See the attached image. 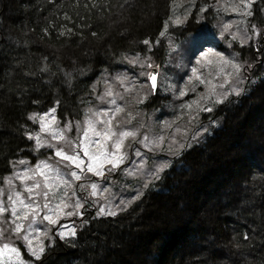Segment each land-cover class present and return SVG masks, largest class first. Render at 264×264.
I'll return each instance as SVG.
<instances>
[{
  "label": "trees",
  "instance_id": "1",
  "mask_svg": "<svg viewBox=\"0 0 264 264\" xmlns=\"http://www.w3.org/2000/svg\"><path fill=\"white\" fill-rule=\"evenodd\" d=\"M179 1L0 0V186L20 159L47 158L28 138L33 113L57 108L62 125L82 121L89 100L103 91L101 79L133 58L163 67L171 58L170 70L187 82L211 45L236 55L245 79L240 96L200 111L199 123L211 116L217 124L170 157L127 211L98 218L90 195L78 189L87 201L83 216L67 220L76 237L48 241L35 264H264V0L253 3L250 40L238 52L237 39L214 31L211 10L196 32L175 26ZM166 28L180 44L174 54L163 40ZM238 204L233 222L225 209Z\"/></svg>",
  "mask_w": 264,
  "mask_h": 264
},
{
  "label": "rangeland",
  "instance_id": "2",
  "mask_svg": "<svg viewBox=\"0 0 264 264\" xmlns=\"http://www.w3.org/2000/svg\"><path fill=\"white\" fill-rule=\"evenodd\" d=\"M255 1L197 0L196 3H193V0H180L174 5L172 23L175 26H183V32L190 34L203 27L201 14L211 10V17L213 19L216 18L213 22L214 31L219 36L227 34L231 38L237 39L238 43L234 49L238 52L250 40L247 18ZM185 21L187 22L184 24L183 22ZM176 33V31H173L172 34L175 35ZM163 40L167 44L170 53L174 54L179 50L180 44L176 41V37L171 35L169 28H166L164 32ZM208 48H213V46L208 45ZM213 49L215 50V48ZM221 54L224 59L230 60L239 66L240 61L237 60L236 55L227 57L223 53ZM209 60L212 63H209ZM175 65L171 58L168 59L165 67L161 66L158 60L155 61L152 58L144 60L133 58L129 68L116 71L113 75L109 74L101 79L100 83L103 91L99 92L96 100H89V106L86 113H84L83 120L80 122L70 121V123L67 122L62 125L57 115V108H51L47 112L33 113L30 116L32 124L36 126L29 133L33 137V139H30L32 141V150L36 155L44 151L45 156L47 154V158L31 155V158L20 159L14 164L13 171L4 179L3 184L0 186L4 206L9 209L8 212L0 214V231L3 233L0 235V247L3 244H9L10 247L16 246L19 248L22 255L19 258L13 255L14 264H16L18 259L23 264H35L38 261L30 257V253L23 243L24 235H29L34 247L38 248L43 245L44 249H46L48 241L54 243L56 236L60 238L57 235L58 233L64 234V238H60L61 240L76 237L77 227L75 223L67 220H70L71 217H80V215H66L61 212L53 216L57 223L51 224L42 219L47 210L41 212L35 218L32 230H27L28 223L26 221H16V223H23L26 230L17 234L11 222V206L8 204L7 196L10 192L14 194L18 191L21 193V198L28 202V193L25 188L33 182L31 180L22 182L17 178L16 174L22 173L26 169H35L36 165L40 164L41 161L51 164L62 173L79 172L68 161L62 160L60 157L55 156L54 153L56 149H63L68 155L81 151L76 145L79 144L80 137L87 127L86 121L92 113H104L107 110L102 118L104 120L111 118L116 131L132 130L137 132L136 139L128 138L124 141L122 151L126 158L118 170L109 172L108 169L111 168V165L105 164L104 177H98L93 173L87 172L85 167L83 179L79 181L73 180L71 186L66 189L62 188L61 192L67 191L66 202L69 204L74 203L77 197L82 201L77 190H80V185H84V191L90 195L94 206L97 207L96 216L98 218L109 217V215L98 214L99 207L103 206L106 212L114 211L117 215L127 211L134 202L141 199L147 186L158 179L170 167L172 161V159L169 160L170 157L177 155L180 151H184L192 139L198 138L209 131V124L214 126L217 124L215 119H211V116L208 118L207 123H199L201 118L200 111L205 108H211V111L206 112H212L215 110L214 104L217 103V100H223V103H225L231 97L237 96L235 95L236 90H241L242 94L244 89L245 79L241 74L240 68L237 71L231 64H223L218 57L210 56L202 64L193 65L192 75H187L186 77L188 78L187 82H185V79L178 82L177 76L170 70V67ZM154 68L159 69L158 88L155 94L149 82V74ZM181 92H184L185 95H181ZM150 96L154 100L148 107V101L151 100ZM175 98L184 101L181 103ZM112 101H115V103L113 104ZM189 105L191 107H188ZM117 107L121 111L116 112L115 109ZM91 118L96 119L95 116H91ZM69 126L71 131L68 130ZM102 127V125H97V128ZM53 134L58 135L53 138ZM144 136L149 137L151 151L140 143ZM36 137H39L40 143L44 147H37ZM161 137H163L162 147H157L151 143L152 141H159ZM225 142L227 143L226 139L224 143L219 142L218 146L220 145L221 147L222 144H226ZM49 143L53 144L55 148H48L47 145ZM181 145L184 147L181 148ZM137 148H139L141 153L139 156L136 155ZM211 149H213V146H211ZM108 150L113 151L111 141L108 142ZM229 151L231 152L232 150ZM183 157H188V155L186 154ZM81 159L87 165V157L83 156L82 151ZM20 161L25 163L21 164ZM162 164L169 166L164 171L159 172L158 176L155 175L156 168ZM191 166H194V164L192 163ZM44 170L48 171V169ZM115 173L118 175H112ZM36 179L43 185L44 177L37 176ZM9 181L12 182L11 185L8 183ZM93 183L97 185L95 192L91 188ZM152 196L147 199L150 201ZM40 202L41 204L43 203V197H40ZM57 202V200H53L50 207H54ZM238 202L242 204L243 201L238 200ZM239 204L230 205L225 209L224 215L231 218L233 222L238 218L231 216V211L237 209ZM18 207L22 206L18 205ZM73 210V208H67L65 212ZM79 211L82 212V209ZM145 212L146 210L143 211L142 215H146ZM29 219L31 220L32 217L30 216ZM73 228L76 232L74 237L70 235ZM36 229H39V231H36ZM213 243L218 245L215 240ZM21 246L25 249L27 257ZM220 248L221 253H224L225 246H220Z\"/></svg>",
  "mask_w": 264,
  "mask_h": 264
},
{
  "label": "snow or ice",
  "instance_id": "3",
  "mask_svg": "<svg viewBox=\"0 0 264 264\" xmlns=\"http://www.w3.org/2000/svg\"><path fill=\"white\" fill-rule=\"evenodd\" d=\"M251 14V13H249ZM95 35V33H93ZM223 35V33H221ZM147 43V41H145ZM201 58L207 60L210 56L218 57L223 64H231L234 68L239 71V66L233 63L230 60L224 59L221 53L216 52L213 48H208L206 51H201ZM212 63L211 60L208 61ZM197 63H200L198 60ZM151 67V65H149ZM149 79L151 81V88L157 89V75L155 73L149 74ZM181 95H185L184 92L180 93ZM241 94V90H236L235 95L239 96ZM217 103H223V100H217ZM114 104L115 101H112ZM188 107H191L189 105ZM205 111H211V108H205ZM53 111H55L53 109ZM116 112L121 111L119 107L115 109ZM107 110L104 113H92L91 116H95L96 119H92L91 116L86 121L87 127L83 131V135L80 137V142L76 147L80 148L84 157H87L88 163L84 164V161L81 159V151H76L73 155H68L63 151V149H56L55 156L60 157L64 161H68L70 165L74 166L77 171H71L69 173H62L57 168H54L51 164H48L45 161H41L40 164L36 165L35 169H26L22 173H17L16 176L22 182H26L31 180L33 183L30 186H26L25 190L28 193V202L21 198L20 192H15L14 194L10 192L7 196L8 204L10 207V216L12 218V223L14 225V231L19 234L23 231H26L23 223H16V221H26L28 223V229L32 230L33 224L35 223V218L40 215L41 212L47 210V213L43 215V221H48L51 224H56L57 220L53 218L54 215L64 212L66 215H80L83 216V212L79 211L85 207V203L87 201H81L79 197L75 199V202L69 204L66 202V198L68 196L67 191L61 192V189H66L71 186L73 180L79 181L83 179V173L85 172V167L87 172L93 173L95 176L104 177V166L105 164L111 165V168L108 169L109 172L118 170L120 166L125 162V154L122 149L124 147V141L128 138L136 139L137 132L132 130H121L116 131L113 124L112 119L109 118L104 120L102 116L106 114ZM70 123V122H69ZM97 125H102V128H97ZM69 131H71V127L69 126ZM91 134V140H90ZM58 134H53V138H55ZM29 139H33L31 134H28ZM111 141L113 145V151L108 150V142ZM37 147H44L40 143L39 137H36ZM163 137L159 139V141H152L151 143L157 147H162ZM144 145V147L148 148L149 151L152 150L149 147V137L144 136L143 140L140 141ZM48 148H55V146L51 143L47 145ZM181 148L184 146L181 145ZM136 155H141L139 148L136 149ZM21 164L25 163L24 161H20ZM169 165L162 164L155 170V175L158 176L159 172L164 171L166 167ZM44 169H48L46 172ZM37 176L44 177L43 185L41 182L36 179ZM11 185V181L8 182ZM93 192L97 190V185L93 183L91 185ZM80 190L84 191V185H80ZM40 197H43V203L40 202ZM139 198V197H137ZM53 200H57L58 202L54 207H50ZM22 206V207H18ZM73 208L74 210L71 212H65V209ZM9 209L4 206V200L2 197V193H0V214H4L8 212ZM98 214H104L109 216L117 215L114 211H105L103 206L99 207ZM32 217L30 220L29 217ZM39 231V229H36ZM2 231H0V235H2ZM61 239L64 238L63 233H58ZM71 236H75L76 232L73 228L70 232ZM247 238V237H245ZM23 243L27 247L28 252L30 253V257L39 260L44 253L45 249L43 245L40 247H34L32 240L29 238V235L23 236ZM13 255L19 258L21 257V252L16 246H9V244H3L0 247V264H14ZM16 264H23L19 259Z\"/></svg>",
  "mask_w": 264,
  "mask_h": 264
},
{
  "label": "water",
  "instance_id": "4",
  "mask_svg": "<svg viewBox=\"0 0 264 264\" xmlns=\"http://www.w3.org/2000/svg\"><path fill=\"white\" fill-rule=\"evenodd\" d=\"M152 73H155V74L157 75V83H158L159 69H157V68L152 69L150 74H152ZM149 82H150V85H151V81H150V79H149ZM156 90H157V89H155V90L153 89L154 93L156 92Z\"/></svg>",
  "mask_w": 264,
  "mask_h": 264
}]
</instances>
